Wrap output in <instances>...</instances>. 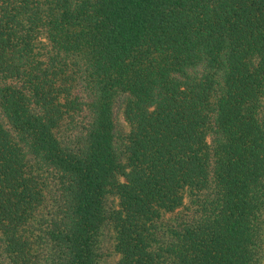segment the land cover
Returning a JSON list of instances; mask_svg holds the SVG:
<instances>
[{"label":"trees","instance_id":"trees-1","mask_svg":"<svg viewBox=\"0 0 264 264\" xmlns=\"http://www.w3.org/2000/svg\"><path fill=\"white\" fill-rule=\"evenodd\" d=\"M264 264V0H0V264Z\"/></svg>","mask_w":264,"mask_h":264},{"label":"rangeland","instance_id":"rangeland-1","mask_svg":"<svg viewBox=\"0 0 264 264\" xmlns=\"http://www.w3.org/2000/svg\"><path fill=\"white\" fill-rule=\"evenodd\" d=\"M113 261H114V257L111 256V257L106 258L105 261H104V263L105 264H112Z\"/></svg>","mask_w":264,"mask_h":264}]
</instances>
